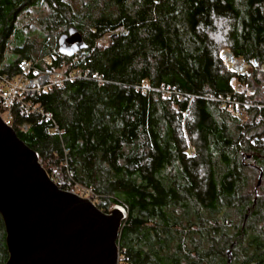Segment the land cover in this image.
Wrapping results in <instances>:
<instances>
[{
    "label": "trees",
    "instance_id": "obj_1",
    "mask_svg": "<svg viewBox=\"0 0 264 264\" xmlns=\"http://www.w3.org/2000/svg\"><path fill=\"white\" fill-rule=\"evenodd\" d=\"M31 9L49 11L37 40L20 25ZM72 27L86 48L47 65ZM224 47L256 66L253 78L227 69ZM24 63L82 73L23 96L5 121L49 176L70 171V186L91 188L104 213L126 211L120 264H264V100L236 89L264 94L254 78L264 0H0V77L14 80ZM232 101L249 105L246 121ZM8 259L0 215V264Z\"/></svg>",
    "mask_w": 264,
    "mask_h": 264
},
{
    "label": "water",
    "instance_id": "obj_2",
    "mask_svg": "<svg viewBox=\"0 0 264 264\" xmlns=\"http://www.w3.org/2000/svg\"><path fill=\"white\" fill-rule=\"evenodd\" d=\"M86 48L72 27L59 39L61 55ZM251 159V156H248ZM255 193L263 181L259 168ZM0 215L6 229V264H119L118 239L126 211L104 213L90 200L61 190L0 114ZM228 262L232 251L227 252Z\"/></svg>",
    "mask_w": 264,
    "mask_h": 264
},
{
    "label": "built area",
    "instance_id": "obj_3",
    "mask_svg": "<svg viewBox=\"0 0 264 264\" xmlns=\"http://www.w3.org/2000/svg\"><path fill=\"white\" fill-rule=\"evenodd\" d=\"M58 56L63 57L59 51L54 52L52 55L47 56L43 61L47 65H52L53 61ZM82 78L81 71L65 72L57 70H42L32 63H24L21 67V73L14 80L6 77H0V102L4 109L2 118L9 120L12 117L13 107L22 103L23 96L33 97L46 92L48 89L57 87L63 89L67 83L73 82ZM100 82H103L100 80ZM167 93L166 99L172 96V92ZM233 115L242 121H246L249 117L248 104L240 103L238 101H232ZM22 128L27 130V126L23 125ZM57 133L60 135V131L57 129ZM68 153V150L65 151ZM191 154L193 151L191 150ZM73 173L68 172V181L72 180ZM50 178L54 183L63 191L74 193L81 198L90 200L96 207L101 209L102 201L100 197L91 189L78 184L70 186V183L59 172H55L53 177ZM66 186V188H61ZM110 210L109 213L110 214ZM120 264V260H119Z\"/></svg>",
    "mask_w": 264,
    "mask_h": 264
},
{
    "label": "rangeland",
    "instance_id": "obj_4",
    "mask_svg": "<svg viewBox=\"0 0 264 264\" xmlns=\"http://www.w3.org/2000/svg\"><path fill=\"white\" fill-rule=\"evenodd\" d=\"M66 1H69V0H66ZM49 14V11L48 9H43L42 11H36L35 9H31L29 11V13H26L25 15H23L22 19H20V25L22 26H26V25H29V30L32 31V30H36V35H34V39L37 40L38 39V32L41 31V27L37 21V19H43L44 17H46L47 15ZM27 27V26H26ZM219 40L221 41V44H226V39H224L225 37V25L222 23L219 24ZM108 39V37L106 38ZM106 39H103L101 42L104 43L106 42ZM226 52H229V48H226L224 47L221 52H220V57L222 58L225 66L227 67V69L230 71L231 67H230V64L228 63L227 61V58L225 57V53ZM232 54V53H231ZM44 59V58H43ZM237 63L238 65H243L245 67V71L240 73V72H233V73H237V74H241V75H246V76H249L250 79L253 78L252 75H254V71H255V68L256 66L255 65H252V64H244L242 61L240 60H237ZM64 71V70H63ZM254 78H257L261 84L264 85V66L260 67L259 68V72L256 73V77ZM143 90H151L150 87H147V84H145L144 82V86L142 88ZM236 89L238 92L240 93H245V95L247 97H254L255 100L257 101H260V100H264V94L261 95V93H259L257 91V88L256 87H249V89L245 90V88H240L238 87V85H236ZM166 91V92H172L171 89L169 88H162L161 90V93H162V96L163 98L166 99V96L168 95L167 93H164L163 91ZM252 163V162H250ZM257 178H258V175L255 176V182L257 181ZM115 207H111L110 208V212H112V210L114 209Z\"/></svg>",
    "mask_w": 264,
    "mask_h": 264
},
{
    "label": "bare ground",
    "instance_id": "obj_5",
    "mask_svg": "<svg viewBox=\"0 0 264 264\" xmlns=\"http://www.w3.org/2000/svg\"><path fill=\"white\" fill-rule=\"evenodd\" d=\"M225 57L227 58L228 63L230 64L232 72H244L245 67L243 65H238L237 60L233 57V55L229 52L225 53Z\"/></svg>",
    "mask_w": 264,
    "mask_h": 264
}]
</instances>
